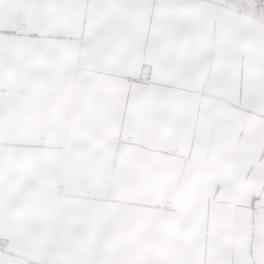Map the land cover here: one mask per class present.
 <instances>
[{
    "label": "snow or ice",
    "instance_id": "6c2138e0",
    "mask_svg": "<svg viewBox=\"0 0 264 264\" xmlns=\"http://www.w3.org/2000/svg\"><path fill=\"white\" fill-rule=\"evenodd\" d=\"M0 264H264V0H0Z\"/></svg>",
    "mask_w": 264,
    "mask_h": 264
}]
</instances>
